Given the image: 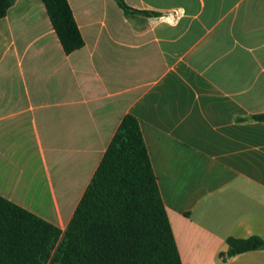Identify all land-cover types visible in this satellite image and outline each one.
<instances>
[{"label":"crops","instance_id":"crops-1","mask_svg":"<svg viewBox=\"0 0 264 264\" xmlns=\"http://www.w3.org/2000/svg\"><path fill=\"white\" fill-rule=\"evenodd\" d=\"M68 2L70 53L41 0L0 18V195L63 231L131 114L181 264H264L222 255L264 239V0Z\"/></svg>","mask_w":264,"mask_h":264},{"label":"trees","instance_id":"trees-1","mask_svg":"<svg viewBox=\"0 0 264 264\" xmlns=\"http://www.w3.org/2000/svg\"><path fill=\"white\" fill-rule=\"evenodd\" d=\"M13 1L0 0V18ZM41 1L63 51L80 48L68 0ZM116 1L125 13L135 11ZM226 243L225 258L264 248L258 235ZM0 264H181L136 117L120 120L63 231L0 195Z\"/></svg>","mask_w":264,"mask_h":264},{"label":"built area","instance_id":"built-area-1","mask_svg":"<svg viewBox=\"0 0 264 264\" xmlns=\"http://www.w3.org/2000/svg\"><path fill=\"white\" fill-rule=\"evenodd\" d=\"M175 14H177V12H175Z\"/></svg>","mask_w":264,"mask_h":264}]
</instances>
